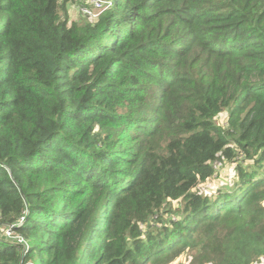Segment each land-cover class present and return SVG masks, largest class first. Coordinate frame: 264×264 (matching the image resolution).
Wrapping results in <instances>:
<instances>
[{
    "label": "trees",
    "instance_id": "trees-1",
    "mask_svg": "<svg viewBox=\"0 0 264 264\" xmlns=\"http://www.w3.org/2000/svg\"><path fill=\"white\" fill-rule=\"evenodd\" d=\"M77 3L0 0V264L262 261L264 0Z\"/></svg>",
    "mask_w": 264,
    "mask_h": 264
},
{
    "label": "rangeland",
    "instance_id": "rangeland-1",
    "mask_svg": "<svg viewBox=\"0 0 264 264\" xmlns=\"http://www.w3.org/2000/svg\"><path fill=\"white\" fill-rule=\"evenodd\" d=\"M86 1L87 0H77L78 3L72 8V13L73 14L71 13V7H70V14H71L72 18L80 19V18H82L84 16L81 12H79L78 6L80 4H85ZM106 10H108V9H106ZM106 10H104V11H106ZM226 121H227V114H226V112H223V113H221L218 116L217 122L219 124L225 125ZM238 160H240V159H238ZM247 162H249V161H247ZM234 167H235V163L229 162V161L224 162L222 165H219V167L217 169L218 170V175H216L215 177H211L207 182L200 183L198 188L202 192L211 194L220 185H224L226 183L232 182L233 181L232 178H233V176L235 174ZM181 263L182 264H186L187 263L185 261V258H183V259L181 258ZM171 264H178V260H176V262H173ZM253 264H264V262H262L261 260H256Z\"/></svg>",
    "mask_w": 264,
    "mask_h": 264
},
{
    "label": "built area",
    "instance_id": "built-area-1",
    "mask_svg": "<svg viewBox=\"0 0 264 264\" xmlns=\"http://www.w3.org/2000/svg\"><path fill=\"white\" fill-rule=\"evenodd\" d=\"M113 5V0H87L85 4H80L78 6V10L89 19H96L104 10L112 8ZM214 165L215 168L218 169L220 163L215 161ZM216 175H218V170L213 177H215ZM5 233L9 238L20 240V236L16 235V232L13 230V226L7 228ZM262 262H264V258H262Z\"/></svg>",
    "mask_w": 264,
    "mask_h": 264
},
{
    "label": "clouds",
    "instance_id": "clouds-1",
    "mask_svg": "<svg viewBox=\"0 0 264 264\" xmlns=\"http://www.w3.org/2000/svg\"><path fill=\"white\" fill-rule=\"evenodd\" d=\"M114 1V0H113ZM114 6V5H113ZM109 10V9H108ZM100 16V15H99ZM86 17V16H85Z\"/></svg>",
    "mask_w": 264,
    "mask_h": 264
}]
</instances>
